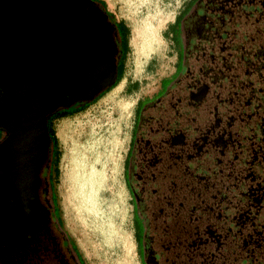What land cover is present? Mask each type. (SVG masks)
<instances>
[{
	"label": "flooded vegetation",
	"instance_id": "1",
	"mask_svg": "<svg viewBox=\"0 0 264 264\" xmlns=\"http://www.w3.org/2000/svg\"><path fill=\"white\" fill-rule=\"evenodd\" d=\"M58 1L74 11L88 7L94 12L112 44L115 66L121 53L118 34L123 36L116 21L95 0ZM224 1L246 2L264 12V0ZM226 3L220 8L232 7ZM175 28L181 42L175 57L180 70L165 87L159 85L153 98L136 101L124 162L140 262L161 264L158 253L182 248L194 264H225L234 253L254 264L248 257L259 250L264 237V222L253 221L264 208V119L259 116L253 136L249 115L224 87L202 79L196 63L182 65L181 21ZM84 75L77 86L71 85V99H82L76 89L82 88ZM69 100L62 95L57 107ZM0 124L1 146L13 133L2 119ZM52 151L46 135L33 179L19 160L13 165L0 151V264H82L53 215ZM136 224L142 233L140 245ZM160 236L167 237L166 243L156 248Z\"/></svg>",
	"mask_w": 264,
	"mask_h": 264
},
{
	"label": "rangeland",
	"instance_id": "2",
	"mask_svg": "<svg viewBox=\"0 0 264 264\" xmlns=\"http://www.w3.org/2000/svg\"><path fill=\"white\" fill-rule=\"evenodd\" d=\"M188 1L103 0L128 31L126 47L119 41L115 65V77L122 67V79L82 109L50 121L56 137L52 166L57 167L49 181L53 215L82 264H142V250H136L132 236L134 210L125 182V156L136 101L153 98L159 85L165 87L180 70L175 57L181 42L170 26ZM69 89L74 92L73 86ZM136 229L140 245L138 224Z\"/></svg>",
	"mask_w": 264,
	"mask_h": 264
},
{
	"label": "water",
	"instance_id": "3",
	"mask_svg": "<svg viewBox=\"0 0 264 264\" xmlns=\"http://www.w3.org/2000/svg\"><path fill=\"white\" fill-rule=\"evenodd\" d=\"M60 6L68 13V4L58 0H0V83L6 85L0 102L10 90L9 101L13 109L19 108L21 99L36 103L41 96L48 95L56 80H66L74 66L80 67L78 56L84 52L91 64L99 63L97 73L102 79L89 81L84 75L79 92L87 87L91 89L88 94L76 95L91 100L102 88L114 82L113 48L100 31L98 17L88 7H82L75 11L79 14L77 17L68 14L69 19H66L52 11ZM71 21L77 22L76 27ZM60 104L58 101L54 108L51 106L53 109L49 107L45 112L53 111ZM37 110L21 120L11 119L14 128L8 127L0 115L3 125L13 133L0 148L14 147V155L30 167L32 179L46 139L45 112Z\"/></svg>",
	"mask_w": 264,
	"mask_h": 264
},
{
	"label": "trees",
	"instance_id": "4",
	"mask_svg": "<svg viewBox=\"0 0 264 264\" xmlns=\"http://www.w3.org/2000/svg\"><path fill=\"white\" fill-rule=\"evenodd\" d=\"M95 1L99 3L102 12L113 19V15L106 9L103 0ZM225 3L224 0H189L183 10L175 16L172 25L181 21L184 35L181 51L182 65L196 63L195 68L196 70L200 68L198 72L202 79L207 80L213 87L218 84L222 85L223 90L249 115L248 125L253 126L250 134L255 136L259 130L255 127V124H258L259 116L264 119V12H259L252 4L242 1L226 3L232 6L230 9L220 8ZM190 6H193V12L184 15ZM115 26L121 27L123 36L118 34V39L121 43L124 41L125 43L122 45L126 47L128 33L126 26L121 21H116ZM125 53L126 49L122 51V61ZM121 71L122 67L114 82L102 88L91 100L71 99L72 97L69 96L71 89H69L65 93V98L70 97L69 103L46 113L45 131L53 150L56 137L50 127L51 119L54 116L70 115L93 102L116 85L121 77ZM3 91L4 88L0 83V96ZM53 172L56 174V166L53 167ZM54 209L55 206L53 211ZM257 214L259 217L253 216V221L258 220L259 223H263L264 208L258 210ZM56 221L59 223L58 217ZM255 225L258 224L255 223ZM166 239L167 237L160 236V243H156V248H159L158 244H165ZM258 242H261V247L248 259L254 264H264V237H260ZM71 245L75 248L73 244ZM153 256L155 258V255ZM238 256L239 253L230 254L226 258L225 264L247 263L245 258ZM157 259L161 264H194L190 254L182 248H177L167 254L158 253Z\"/></svg>",
	"mask_w": 264,
	"mask_h": 264
},
{
	"label": "bare ground",
	"instance_id": "5",
	"mask_svg": "<svg viewBox=\"0 0 264 264\" xmlns=\"http://www.w3.org/2000/svg\"><path fill=\"white\" fill-rule=\"evenodd\" d=\"M74 5V4H73ZM75 6V5H74ZM61 8H63V7H56V9H54V10H52V11H55L56 13H58L60 16H62V17H66V19H69V16H68V14H70V16H73L74 14H76V12L73 10V8L72 7H67V12L68 13H64L62 10H61ZM65 11V12H66ZM66 15V16H65ZM71 24H73V23H75V25H73L74 27H76V23L77 22H73V21H71L70 22ZM160 26V25H159ZM156 29V28H155ZM159 31V30H158ZM159 34V33H158ZM158 36V35H157ZM159 37V36H158ZM145 39V38H144ZM147 39V38H146ZM144 41H146V40H144ZM157 41V40H156ZM159 41V40H158ZM147 42V41H146ZM160 42H161V40H160ZM152 43V42H151ZM158 43V42H157ZM144 44V43H143ZM146 44V43H145ZM160 44V43H159ZM152 45V44H151ZM157 46V45H156ZM150 47V46H149ZM152 48H153V45H152ZM150 50H151V48H150ZM144 53H145V51H143ZM86 54V52H84V53H82L81 55L79 54V56L78 57H80L81 58V65H80V67L79 66H74V69L72 68V71H71V73L72 74H70L69 75V77H67V79L66 80H62V79H58V80H56L55 81V84H53V88L48 92V95H46V96H41L38 100L39 101H37L36 103H32V102H30L29 100H27V101H24L23 102V100L21 99V100H19V102H18V105H19V108H17V109H13V107H12V104L10 103V101H9V93H10V90H8V92H7V96L5 97V99H4V101L3 102H0V115L2 116L1 118H4L5 119V123H6V125L8 126V127H13L14 128V125H13V123H12V121H11V119L13 120L14 118H15V120L17 119V120H21L22 118H25V117H27L29 114H31V113H35L36 112V110L38 111V112H40V111H42L43 110V112H45V111H47V110H49V107H51L52 105V107L54 108L55 106H56V104H58V101H59V97L60 96H62V95H64L65 94V92L67 91V89L68 88H70V86L71 85H74V86H77V84H78V81H79V79L81 78V76H82V74H85V75H90V77L89 76H87L86 78L89 80V79H92V80H94V79H102V77H101V75L99 74V73H97V69H98V65H99V63H96L95 65H93V64H91V62L90 61H88L87 60V55H85ZM80 58H79V60H80ZM141 60V59H140ZM76 61H78V59L76 60ZM99 62V61H98ZM140 62V61H139ZM138 62V63H139ZM98 64V65H97ZM97 65V66H96ZM141 65H142V63H141ZM83 67H86V69L84 70L83 69ZM147 68V67H146ZM136 70V69H135ZM86 71V72H85ZM136 73V72H135ZM141 78L140 79H143L144 78V76H141V75H139ZM66 81V82H65ZM89 81H91V80H89ZM61 87H60V86ZM90 89H91V87L89 88V87H87V89H85L84 91H82V92H80L79 93V91H77L78 92V94H80V95H82V94H88L89 93V91H90ZM53 92H55L56 94H53ZM26 98L25 99H27V96H25ZM30 99H34L35 100V98H33V97H31ZM33 100V101H34ZM23 102V103H22ZM22 103V104H21ZM26 107H29L28 109H26ZM51 107V108H52ZM32 108V109H31ZM52 108V109H53ZM33 110V111H32ZM43 114V113H42ZM26 115V116H25ZM13 148L14 147H6V148H0V151H2L3 152V155H5V157H6V159H8L13 165H15L16 163H17V160H19L20 161V163H21V165H23L24 167H25V170L26 171H28V172H30L31 171V169H30V167L29 166H27V165H25L23 162H22V160L20 159V157L18 158V157H16L15 155H14V151H13ZM10 149H11V152H10ZM77 154V153H76ZM76 156V155H75ZM71 158H73V157H71ZM74 159V158H73ZM73 159H71V160H73ZM76 160V159H75ZM75 162V161H74ZM85 164V163H84ZM68 198V197H67ZM66 198V199H67ZM65 199V200H66ZM71 201V200H70ZM68 203H70V202H68ZM127 248V247H126ZM122 252V251H121ZM124 255V254H123ZM125 256V255H124ZM116 257V256H115ZM127 257V256H126ZM119 260L121 259V258H118ZM115 260V259H114ZM128 260V259H127ZM114 262L112 261V264H113ZM111 264V263H110Z\"/></svg>",
	"mask_w": 264,
	"mask_h": 264
},
{
	"label": "crops",
	"instance_id": "6",
	"mask_svg": "<svg viewBox=\"0 0 264 264\" xmlns=\"http://www.w3.org/2000/svg\"><path fill=\"white\" fill-rule=\"evenodd\" d=\"M185 5H186V4H185ZM170 27H171V28H175V24H174V25L171 24ZM121 79H122V78H120L119 81H121ZM124 80H125V78H124ZM119 81H118V82H119ZM118 82H117V83H118ZM117 83H116V84H117ZM130 83H133V82H130ZM124 85H127V84H124ZM130 86H132V85H130ZM127 87H128V86H127ZM128 90H130L129 92H131V91L134 90V88L132 87V88H129ZM132 236H133V241H134V244H135V247H136V242H135V239H134V235L132 234ZM136 250H137V247H136Z\"/></svg>",
	"mask_w": 264,
	"mask_h": 264
}]
</instances>
